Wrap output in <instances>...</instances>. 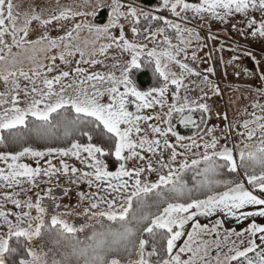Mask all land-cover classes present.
Returning <instances> with one entry per match:
<instances>
[{
    "label": "snow or ice",
    "instance_id": "6c2138e0",
    "mask_svg": "<svg viewBox=\"0 0 264 264\" xmlns=\"http://www.w3.org/2000/svg\"><path fill=\"white\" fill-rule=\"evenodd\" d=\"M103 9L109 10L107 23L97 24ZM162 10L174 19L122 0H82L47 14L21 13L13 0H0L5 88L0 91V144L11 149L0 151V184L28 192L38 187L39 177L51 182L64 175L95 188L78 193L86 206L76 213L56 211L60 198L52 195V187L36 193L35 200L5 192L4 200L19 211L0 204V264H264V224L255 220L264 217V115L253 112L251 120H243L242 147L222 145L211 135L214 127L206 128L209 105L180 96L185 78L200 75L183 62L193 40L200 39L182 26L184 19L225 21L239 14L251 36L264 38V0H162L157 11ZM81 32L88 36L82 39ZM113 48L121 56L111 71L80 66L102 64L97 56ZM191 58H197L196 51ZM57 59L71 71L60 69ZM25 60L31 64L27 70ZM149 67L152 83L142 89L134 71ZM21 80L28 83L22 87ZM204 80L211 84L207 76ZM212 88L219 92L218 86ZM180 126L192 135L182 134ZM21 129L48 143H30ZM257 129L258 141L253 139ZM59 142L65 146H53ZM54 156L61 158L60 167L45 160ZM27 157L35 166L22 162ZM65 157L76 158L85 170ZM107 158L114 159L112 169ZM68 191L62 188L64 196ZM217 213L251 222L240 231L223 228V219L200 222ZM74 214L87 221L70 222L67 217ZM54 251L60 259L50 261Z\"/></svg>",
    "mask_w": 264,
    "mask_h": 264
},
{
    "label": "rangeland",
    "instance_id": "374dc122",
    "mask_svg": "<svg viewBox=\"0 0 264 264\" xmlns=\"http://www.w3.org/2000/svg\"><path fill=\"white\" fill-rule=\"evenodd\" d=\"M122 2H131L145 11L152 10V13L155 15H165L169 19H174L172 14L167 10L157 11L162 0L158 5H143L134 0H122ZM13 3L16 5V10L21 13L26 11L43 10L44 13L47 14L49 11L64 6L80 4L82 3V0H13ZM255 15L259 16V13L257 12ZM242 19L243 18L239 14L228 18L225 21L207 17L205 19H200L189 15L182 22L183 27L194 29L195 32L199 34L200 39L193 40L192 45L188 48V58L183 62L188 63L189 66L199 72L200 75H189L185 78L184 84L186 89H181L180 96L181 98L187 96L190 101L195 100L209 105L210 113L206 114V116L209 117L205 121L206 128L214 127V132L211 133V135H214L219 140L220 144L223 145L227 143L229 146L233 143L239 145L241 137L238 135V132L243 131L240 127L243 120H251L253 112H255L257 116H261L264 111V38L251 36L246 30V25L242 24ZM121 22L123 23V21ZM102 23H107V21ZM141 24H144L143 20L141 21ZM159 26L163 25L161 24ZM113 31L118 35V30ZM124 31L127 38H133V34L131 33L128 24H125ZM58 34L59 33L56 31L51 32V35L53 36ZM80 36L84 39L88 34L87 32H81ZM140 42L146 41L141 39ZM173 42L176 43V40L174 39ZM151 46L152 45L149 44V47ZM193 51H196L197 58L195 60L191 58V53ZM51 54L52 53H49V55ZM120 56V50L113 48L109 49L105 56H97V59L103 61L102 64H97L91 67L84 64H81L80 66L88 68L89 72H107L112 70V65L116 60L120 59ZM45 63H48V61H45ZM56 63L60 69L71 71V67L64 66L59 59H57ZM74 66L75 65L72 67ZM30 67V62L25 60V70ZM209 68H212L213 72L209 73L207 71ZM144 69L149 70L152 74V69L150 67ZM144 69L134 71V79L136 75ZM172 70L177 73L180 72L179 66H173ZM205 76L208 77L211 84L205 82ZM27 83V81L21 80L22 87ZM212 85L218 86V93L214 92ZM139 86L142 89L147 88L141 85ZM4 90V85L0 82V91ZM205 93H207V95H205ZM169 102H172L171 99ZM256 105H259V107H256ZM130 110L135 111V105H130ZM151 111L152 110H145V113L148 114ZM156 111H159V109L157 108ZM225 115L227 116V119L224 118ZM251 126L252 125H250V127ZM31 127L32 125L30 124L29 128ZM21 132L28 138L30 143L35 142L37 146L48 143L46 141L36 140L33 137L34 134L30 135L27 129H23ZM226 137L227 140H225ZM259 137L260 132L259 129H257L256 137L253 139L258 141ZM204 138L208 139V136L205 135ZM53 146L65 145L64 142H59L58 144L54 143ZM239 146L242 147V145ZM15 147L16 146H13V148ZM5 150L11 149L0 144V151ZM47 159H52V163L56 164L57 167H60V157L54 156L51 158H45V160ZM63 159L69 165L85 170V166L76 158L65 157ZM155 159L156 157H153V160ZM45 160L40 161V164L43 167H47ZM22 162L35 166V160L31 157L24 158ZM106 162L108 163L109 168L112 169L113 164L115 163L114 159L107 158ZM0 167H4L3 163H0ZM191 176L192 173L189 172L186 179L191 180ZM152 178L153 177H149V179ZM48 179V177L37 178L38 187L36 189H38L40 195H44L48 187H52L54 194H56L55 196L63 195L62 188L69 190L67 196H60L61 207L57 209V212L66 210H70L73 213H76V211L83 212V207H85L86 204L79 202L78 193L81 191L85 193L95 191L94 187L89 188L86 183H72L71 179H75L74 177L70 179L64 175H59L52 177L51 182H46ZM57 182L59 186H57ZM24 187L27 188L29 186L24 185ZM72 188L74 191H72ZM11 191L19 192L20 195L18 198L20 199H26L28 196L33 198V195H28L26 192L23 193L19 187L15 189H5L2 184H0V204H4L5 210L19 211V209L12 205L10 201H5L3 198L5 192ZM33 200L35 199L33 198ZM78 204L79 207H77ZM49 205L51 206L52 203L50 202ZM66 205L68 206L67 209L65 208ZM33 215H35V211H33ZM67 219L71 220L69 217H67ZM199 219L202 224L209 225L214 223L217 219H223L225 221L223 228H235L237 231H240L251 222L250 219L238 221L235 218L226 217L222 213L214 214L212 217L208 218L200 217ZM255 220L257 223L264 224V217H256ZM186 230L191 231L190 225L186 226ZM184 239H186V237H183L178 241V245H182Z\"/></svg>",
    "mask_w": 264,
    "mask_h": 264
},
{
    "label": "trees",
    "instance_id": "16d2710c",
    "mask_svg": "<svg viewBox=\"0 0 264 264\" xmlns=\"http://www.w3.org/2000/svg\"><path fill=\"white\" fill-rule=\"evenodd\" d=\"M134 1L135 2H138L140 4H143V5H158L161 2V0H134ZM108 16H109V10L103 9V10H100L99 11V15H98V17L96 19H97V21H99V22L102 23V22L107 21ZM135 80H136V82L139 85L144 86V87H149L151 85V83H152V74H151V72L149 70L144 69V70L140 71L136 75ZM197 115H199V114H197ZM22 130L23 129H21V131ZM179 130L184 135H192V130L185 129V128H183V126H180L179 127ZM33 137L35 138V136H33ZM72 191H74L73 188H72ZM36 193H38V189H36V188L35 189H32L31 191L26 192V194H28V195H33V198L34 199L36 198ZM52 195H54V196L56 195V194H54V191L52 192ZM60 196H63V195H59V196H56V197L60 198ZM71 197H73V196H71ZM50 202H51L50 200H48L47 198H45L44 204L49 207V210L50 211H52V205L51 206L49 205ZM58 202L60 203V199L58 200ZM56 211H57V209H56ZM69 218L71 219L70 222H74L76 224L83 223V222H86L87 221V217H79L78 218L75 214L73 216L69 217ZM80 239H84L83 235L80 237ZM49 247H53V245L49 244ZM53 257L55 259H60L59 254L57 252H55V251L49 253V260L50 261H51V259Z\"/></svg>",
    "mask_w": 264,
    "mask_h": 264
},
{
    "label": "crops",
    "instance_id": "0c3cea01",
    "mask_svg": "<svg viewBox=\"0 0 264 264\" xmlns=\"http://www.w3.org/2000/svg\"><path fill=\"white\" fill-rule=\"evenodd\" d=\"M94 22H95V23H98V24H99V23H101V22L97 21V19H95V21H94Z\"/></svg>",
    "mask_w": 264,
    "mask_h": 264
},
{
    "label": "built area",
    "instance_id": "2783aa9c",
    "mask_svg": "<svg viewBox=\"0 0 264 264\" xmlns=\"http://www.w3.org/2000/svg\"><path fill=\"white\" fill-rule=\"evenodd\" d=\"M263 115H264V111H263Z\"/></svg>",
    "mask_w": 264,
    "mask_h": 264
}]
</instances>
